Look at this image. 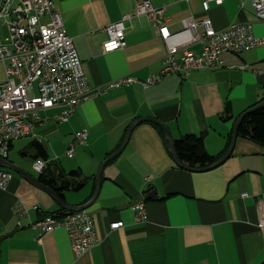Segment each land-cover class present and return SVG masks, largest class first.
<instances>
[{
  "label": "crops",
  "instance_id": "0c3cea01",
  "mask_svg": "<svg viewBox=\"0 0 264 264\" xmlns=\"http://www.w3.org/2000/svg\"><path fill=\"white\" fill-rule=\"evenodd\" d=\"M136 2L55 0L94 92L68 122L56 119L63 107L42 111L44 120L36 126L32 142L37 140L46 149V173L58 165L68 173L81 170L90 178L82 190L65 193L64 200L72 206L91 202L100 167L120 149L137 120L159 121L170 129L174 141L188 134L203 136L209 154L219 156L228 147L237 119L264 98V47L222 55L227 64H246V70L201 69L186 78L178 74L160 78L166 46L158 27L140 16L126 23L127 47L106 53L109 35L104 28L131 13ZM152 3L166 9L170 32L181 33L184 50L195 55L201 54L203 46L191 37L204 32L200 22L205 19L218 31L251 23L255 36L264 38V20L258 19L251 0L212 3L209 11L204 10L203 0ZM193 21L199 24L190 32ZM124 77L138 82L95 92ZM150 78L157 81L148 88L139 83ZM228 107L233 118L224 120ZM154 124L136 125L125 150L104 167L99 195L87 209L99 243L86 254L74 253L64 228L44 235L32 228L47 214L66 210L51 195L14 174L9 188L0 189V264H261L264 148L238 136L232 155L220 166L187 170L177 164ZM84 130L88 144L77 145L70 159L69 145ZM32 142L21 154L34 163ZM10 152L8 159L16 164ZM142 200L148 220L137 223L132 205ZM113 222L125 225L113 231Z\"/></svg>",
  "mask_w": 264,
  "mask_h": 264
},
{
  "label": "built area",
  "instance_id": "2783aa9c",
  "mask_svg": "<svg viewBox=\"0 0 264 264\" xmlns=\"http://www.w3.org/2000/svg\"><path fill=\"white\" fill-rule=\"evenodd\" d=\"M226 1L203 0V8L209 11L212 3L222 5ZM251 1L258 19L264 20V0ZM165 15L166 9L155 7L152 0H137L131 13L104 28L109 35L104 43V51L107 53L126 48V23L140 16H147L158 27L166 46L160 78L175 74L186 78L201 69L246 70V64H227L222 55H240L264 47V38L255 36L251 23L218 31L210 19H205L200 22L205 28L204 32L191 37L192 40H199L203 46L201 54L195 55L184 50L186 43L179 39L181 33L170 32ZM198 24L193 21L188 31L194 32ZM0 63L5 68V79L0 80V157L4 159L8 158L10 147L15 142L35 136L36 126L44 120L42 111L63 107L56 119L68 122L80 104L94 92L73 38L68 35L63 18L56 9L55 0H0ZM156 81V78H150L139 83L148 88ZM136 82L138 80L133 77L119 78L95 92H107ZM88 139L87 131L77 132L67 156L74 158L77 145H87ZM47 165L48 161L38 158L33 163V169L43 174ZM14 174L0 168V189L9 188ZM22 209L21 206L16 208L18 212ZM132 211L137 223L148 220L145 200L132 205ZM124 225V222H113L110 228L119 230ZM259 227L264 228V210ZM32 228L41 235L58 228L66 229L72 249L78 256L88 253L99 243L94 219L87 210L49 214L33 224Z\"/></svg>",
  "mask_w": 264,
  "mask_h": 264
},
{
  "label": "trees",
  "instance_id": "16d2710c",
  "mask_svg": "<svg viewBox=\"0 0 264 264\" xmlns=\"http://www.w3.org/2000/svg\"><path fill=\"white\" fill-rule=\"evenodd\" d=\"M263 102L264 98L254 107ZM231 111L232 110L228 107L226 109V113L222 116V118L224 120L232 119L233 117L231 115ZM154 126L158 129V131L164 138V142L168 149H170L169 141L166 139L163 129L156 124H154ZM239 137L254 141L264 148V107L251 112L243 119L242 124L239 128ZM232 138L233 135L231 134L226 151H224L219 156H213L209 154L206 149L203 136H197L193 134L185 135L181 139L174 141V147L179 160L186 167L193 169L206 168L216 163L226 154L232 143ZM12 146L13 145H11L10 150ZM31 148L36 153L34 155L35 159L44 158L45 160H47L46 149L40 142H38L37 140L33 141ZM7 160L9 161L8 158ZM89 180L90 178L85 177L81 170H74L68 173L59 168L58 165L51 173L45 172L43 174H40L39 177L40 182L54 189L58 196L63 199L65 193L67 192H78L82 190ZM62 212L64 211H61L59 213ZM261 264H264V261Z\"/></svg>",
  "mask_w": 264,
  "mask_h": 264
},
{
  "label": "water",
  "instance_id": "95a60500",
  "mask_svg": "<svg viewBox=\"0 0 264 264\" xmlns=\"http://www.w3.org/2000/svg\"><path fill=\"white\" fill-rule=\"evenodd\" d=\"M264 107V102L257 105L256 107L246 111L245 113H243L236 121L235 126H234V132H233V139H232V143L231 146L229 148V150L226 152V154L219 159L216 163H214L213 165L206 167V168H197V169H193V168H188L186 167L184 164H182V162L179 160L176 151H175V147H174V140H173V136H172V132L170 131L169 128H167L165 125H163L162 123H160L159 121L153 119V118H145V119H141V120H137L136 122H134L129 131L128 134L126 136V139L123 143V145L120 147V149L115 152L113 155H111L107 160H105V162L102 164V166L100 167L98 173H97V191L93 197V199L91 200V202L83 205V206H72L70 204H68L64 199H62L61 197L58 196V194L56 193L55 190L51 189L50 187L44 185L42 182L39 181V179L35 178L34 176H32L30 173L26 172L25 170H23L22 168H20L18 165L8 161L7 159H4L2 157H0V168H4L7 170H10L12 172H14L15 174L21 176L22 178H24L25 180H27L29 183H31L32 185L42 189L43 191H45L46 193H48L49 195H51L59 204L60 206L69 212H75V211H80V210H87L90 205L97 199L100 189H101V183H102V174H103V169L104 167L112 160L116 159L119 155H121V153L125 150L130 137L132 135L133 130L135 129L136 125H138L140 122L143 121H149L152 123H155L157 125H159L165 134L166 139L169 141L170 144V151L175 159V161L177 162V164L187 170H194V171H206V170H211L214 169L218 166H220L222 163H224L231 155L232 152L234 150L236 141L238 139L239 136V128L242 124L243 119L250 114L251 112L263 108ZM150 198V196H146V200H148Z\"/></svg>",
  "mask_w": 264,
  "mask_h": 264
},
{
  "label": "rangeland",
  "instance_id": "374dc122",
  "mask_svg": "<svg viewBox=\"0 0 264 264\" xmlns=\"http://www.w3.org/2000/svg\"><path fill=\"white\" fill-rule=\"evenodd\" d=\"M4 34L6 33L4 32ZM4 79H5V68H4V64L0 63V80H4ZM32 140H33L32 137L25 138L15 143V147L10 152V157L11 160L14 161L16 164L25 167L30 172L31 175L38 177L40 174L33 170V159L21 154L24 148L29 144H31Z\"/></svg>",
  "mask_w": 264,
  "mask_h": 264
}]
</instances>
